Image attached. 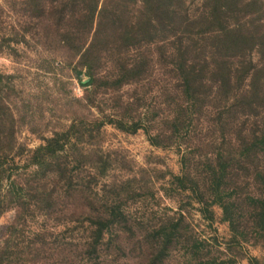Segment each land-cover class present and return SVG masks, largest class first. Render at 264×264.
I'll return each instance as SVG.
<instances>
[{
	"label": "trees",
	"instance_id": "16d2710c",
	"mask_svg": "<svg viewBox=\"0 0 264 264\" xmlns=\"http://www.w3.org/2000/svg\"><path fill=\"white\" fill-rule=\"evenodd\" d=\"M20 6L21 29L0 36V53L6 48L16 53L10 43H26L32 32L37 41L45 39L65 56L60 64L71 67L88 89L81 100L84 107L103 114L101 119L74 120L34 150L16 152L26 162L21 176L15 155L10 156L17 148L8 107L15 78L0 70V217L15 204L26 217L45 209L40 215L59 224L64 200L78 197L84 206L83 212L65 219L68 254L55 256L62 253L56 238L50 241L51 250L30 248L37 259L105 264L131 236L147 246L149 261L139 264H236L202 255L204 245L194 238L182 212L141 230L143 220L127 208L129 196H103L97 190L113 162L83 149L92 146L105 124L129 133L144 130L151 145L181 149L208 107L217 111L218 126L230 125L236 136L219 146L213 142L215 151L204 156L183 152L182 173L171 175L170 188L188 193L206 221L212 222L214 208H219L230 225V244L240 243L237 223L246 208L255 241L264 245V0H24ZM158 74L165 77L166 108L143 113V96L135 95L126 102L115 99L125 115L105 113L108 92ZM248 179L255 185L252 192L244 186ZM26 217L18 216L17 224ZM180 250L181 259L173 262ZM11 256L9 244L0 252V264H11Z\"/></svg>",
	"mask_w": 264,
	"mask_h": 264
},
{
	"label": "rangeland",
	"instance_id": "374dc122",
	"mask_svg": "<svg viewBox=\"0 0 264 264\" xmlns=\"http://www.w3.org/2000/svg\"><path fill=\"white\" fill-rule=\"evenodd\" d=\"M22 1L24 0H0V36L10 37L12 30L21 29ZM10 46L16 53L7 48L0 53V70L4 74L14 75L15 78L8 101V107L15 119L14 131L17 139V148L11 153V157L22 150H34L43 143V138L52 136L56 130L69 126L74 120L102 118L103 114L98 109L89 111L84 107L81 100L87 96L88 89L82 86L71 67L60 64L65 56L60 57L50 49L45 39L37 41L32 32L26 36V43H10ZM163 79L165 77L158 74L155 78L149 77L143 84L124 86L116 93L108 92L104 96L107 99L105 113L125 115L124 109L116 107L118 103L115 99L120 98L122 102H126L133 100L135 95L143 96V113L166 108ZM82 80L86 82V76H82ZM214 112L217 111L213 107L203 110L202 115L198 117L200 122L196 121L192 126L195 131L191 141L181 149L177 146L158 148L150 144L144 130L129 133L111 124H105L100 129V134L92 141V146H84L83 149L103 155L105 159L113 162L106 176L99 179L97 190L103 196L110 193L120 195L123 199L129 196L127 208L143 220L141 230L144 231L146 225L160 224L166 216L182 212L190 224L194 238L204 245L202 255L231 259L236 264H257L251 260L257 258L264 264V245L255 241L251 216L246 208L241 212L237 223L241 230L240 243L230 244V225L223 221L219 208H214L215 219L212 222L206 221L188 193L183 194L170 188L171 175L182 173L180 160L183 152L188 150L197 158L199 155L204 156L215 151L213 146L226 144L224 140L235 138L236 135L229 131L230 125L218 126ZM16 156L13 159H16L17 165L20 166L18 172L22 176L25 172L22 167L26 162ZM260 165L264 168V162ZM244 186L251 192L255 188L251 179L246 180ZM63 204L59 207V224L56 220L40 215L39 212L47 211L45 209L33 210L30 213H34V216L27 217L23 209L13 207L15 204L5 211L0 217V252L10 244L11 264H47L37 259L30 248L51 250L50 241L56 238L62 246L58 252L62 253L55 256L63 258L68 254L66 242L70 235L65 219L70 214L83 212L84 206L78 197H73L68 202L64 200ZM18 216L22 219L26 217V221L17 224ZM141 230L137 233L139 238L140 233H143ZM182 246L183 244L181 248ZM146 251L147 246H141L137 238L129 236L124 240L122 250L113 252V255L106 259L110 261L105 264H139V260L148 262L149 258L146 259L145 255L149 253ZM181 253L182 250L174 254L173 262L181 259Z\"/></svg>",
	"mask_w": 264,
	"mask_h": 264
}]
</instances>
